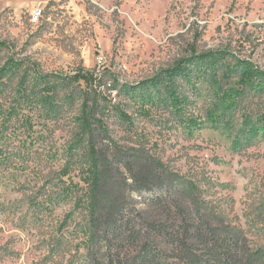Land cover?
<instances>
[{"label": "rangeland", "instance_id": "obj_1", "mask_svg": "<svg viewBox=\"0 0 264 264\" xmlns=\"http://www.w3.org/2000/svg\"><path fill=\"white\" fill-rule=\"evenodd\" d=\"M0 41V264H87L95 94L109 138L150 148L264 245V0H0ZM79 69L105 74L90 97L66 77Z\"/></svg>", "mask_w": 264, "mask_h": 264}, {"label": "trees", "instance_id": "obj_2", "mask_svg": "<svg viewBox=\"0 0 264 264\" xmlns=\"http://www.w3.org/2000/svg\"><path fill=\"white\" fill-rule=\"evenodd\" d=\"M13 67L14 62L8 69ZM248 68L245 75L251 79L258 68ZM184 69L177 63L155 83ZM66 77L85 82L90 97L105 74L79 69ZM97 97L92 103L84 100L79 116L92 158L82 178L90 216L87 264H264V245L254 244L244 228L213 209L196 182L181 177L145 145H120L109 138Z\"/></svg>", "mask_w": 264, "mask_h": 264}, {"label": "built area", "instance_id": "obj_3", "mask_svg": "<svg viewBox=\"0 0 264 264\" xmlns=\"http://www.w3.org/2000/svg\"><path fill=\"white\" fill-rule=\"evenodd\" d=\"M43 13H44V6L41 5L37 6L32 12V20L34 22H38L41 19Z\"/></svg>", "mask_w": 264, "mask_h": 264}]
</instances>
